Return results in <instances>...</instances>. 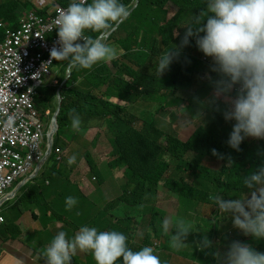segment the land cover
<instances>
[{"label":"trees","instance_id":"trees-1","mask_svg":"<svg viewBox=\"0 0 264 264\" xmlns=\"http://www.w3.org/2000/svg\"><path fill=\"white\" fill-rule=\"evenodd\" d=\"M53 1L61 5L72 2ZM132 1L120 0L129 9L132 8L129 6ZM88 2L91 3V0ZM169 3L174 4L178 11L174 18L168 19L166 8ZM33 5L23 0H0V43L4 41L8 28L14 29L21 25V18L36 7ZM205 5L206 0H138V11L132 10L129 18L137 21L138 33L139 36L142 34V38L138 42L129 37L124 46L127 52L124 54V63L117 65L115 59L110 64L101 62L91 70L71 69L69 79L60 88L62 101L56 119L58 129L53 137L52 152L42 172L33 180L38 182L41 177L44 182L47 176H60L58 172L61 166L54 168L53 164L48 165L58 162L55 150L62 153L66 148H70V155L81 156L78 150L80 147L76 149L73 144H78L77 139L85 134L89 124L102 123L106 132L110 133V138L98 135L97 140H104L109 146L111 142L113 145L114 159L109 162V167L120 168L127 179L123 184L124 192L118 198V202L122 203L119 215L123 213L125 206H139L137 224L147 223L144 226L146 234L142 244L137 246L127 240L128 247L138 251L144 246H149L154 236L157 239L165 238L163 247L170 248L171 234H164L162 228L157 226L162 224L163 211L151 205L156 193L155 188L162 181L179 200L177 211L172 217L179 216L182 206L188 210L187 221L193 225V232L188 235L186 242L191 248L181 250L179 254L200 264H217L213 253L222 250L220 235L222 239L227 237L228 226H223L218 217L210 219L207 205L211 208L216 206L209 200V194H219L224 199H243L250 195L251 190L244 187L243 178L264 166V149L257 153L258 149L264 148V142L258 144L252 142L255 138L246 137L239 146L240 151L227 145L226 141L235 121H225L223 112L227 105L222 100L213 102L212 81L219 79L218 74L211 71L213 62L209 57L203 60L202 52L196 47L194 38L190 37L189 45L180 48L184 33L179 39L174 37L175 30L186 26ZM88 35L95 37L97 34L88 32ZM47 39L50 40L51 36ZM131 42L139 44V69L133 67V58L128 57L133 53ZM174 47L179 49V55L159 77L156 69L162 55L161 49L168 51ZM149 54L156 55L158 59L141 62L148 60ZM62 62H67L64 65H68V61ZM125 75H129L132 81H126ZM62 81L63 77L59 76L58 85ZM55 89L56 87L53 90ZM49 92L48 83L39 89L36 108L39 114L52 116L55 107L51 100L54 96ZM231 94L235 96V91ZM132 102H139V105L146 103V107L151 109L152 119L149 122L143 121L139 128L136 125L142 123V120L134 115H126V105ZM71 109L76 110L82 121L81 131L78 133L73 132L71 127ZM169 111H175L177 117L178 113L183 112L200 120V124L187 141H182L173 134H165L164 130L158 127L162 121L161 117ZM213 149L221 154L222 158L213 155ZM256 154L259 156L258 162L253 160ZM214 158L221 161V168L215 169L206 165L207 160ZM170 169L173 171L167 174ZM94 170L93 168L92 171ZM96 174L98 186H101V171ZM30 182L22 188L27 187L28 191L24 199L36 188H31L28 185ZM195 202L202 205L201 211L191 209ZM147 215H150L148 220ZM99 216L107 221L105 215ZM96 218L100 221L99 217ZM118 222L122 225L115 230L110 227L111 231L126 233L129 229L131 232L134 230L131 220L126 222L123 218L115 219V223ZM97 228L99 231L103 230ZM230 231L233 235L238 232L232 225ZM204 236L211 241L212 247L201 251L197 245ZM129 238L132 240L130 236ZM252 238L245 236L239 240L250 245ZM232 240L233 237L225 239L226 242ZM261 240L259 245L251 246L264 253V239ZM116 264H122V258ZM165 264L179 263L171 255H167Z\"/></svg>","mask_w":264,"mask_h":264},{"label":"clouds","instance_id":"clouds-1","mask_svg":"<svg viewBox=\"0 0 264 264\" xmlns=\"http://www.w3.org/2000/svg\"><path fill=\"white\" fill-rule=\"evenodd\" d=\"M62 6L67 9L62 10L55 20L58 37L55 44L59 47L54 45L51 48L49 62L68 61L69 69L80 71L91 70L101 62L119 59L117 47L107 42L111 33L130 15L125 4L120 0H91V3L88 0H72L70 4ZM184 29L179 47L188 46L189 38H194L198 50L211 58V71L219 76V79L212 81L213 102L222 100L227 105L223 112L225 121H235L227 145L240 151L239 146L246 137L264 139V0H206L205 7L193 16ZM88 32L97 35L94 37ZM178 55L179 49L174 47L160 56L156 69L159 77ZM233 91L235 96L230 95ZM70 114L72 130L78 133L81 131V118L75 109H71ZM86 143L78 140V150L90 164L93 153L100 148L93 142ZM56 154L61 157L60 161L56 157L57 161L62 163L65 152ZM212 154L222 158L215 149ZM75 161L76 156L73 155L68 159V164L72 165ZM93 168L90 165V169H87L88 175ZM90 180L94 185L97 177L91 176ZM243 185L251 190L246 199H224L219 194H209L208 198L219 213L231 216L233 227L245 236L264 239V166L244 177ZM77 202L75 197H66V210H71ZM157 226L162 228L164 234H171L169 247L173 251L179 252L187 247L185 241L193 232L191 222L166 217ZM128 235L133 238L131 231L123 234L82 226L69 239L64 231H59L40 255L44 264H71L77 252H91L96 264H116L121 258L122 264H161L159 244L151 242L149 246L133 251L128 247L127 240L133 243ZM197 247L203 251L211 248L212 243L204 236ZM213 255L217 264H264V253L238 240L232 241L227 251H217Z\"/></svg>","mask_w":264,"mask_h":264},{"label":"rangeland","instance_id":"rangeland-1","mask_svg":"<svg viewBox=\"0 0 264 264\" xmlns=\"http://www.w3.org/2000/svg\"><path fill=\"white\" fill-rule=\"evenodd\" d=\"M129 6L132 7L131 9H129L130 12L132 10L136 9V7L138 6V0H133L129 4ZM135 11H138V8ZM166 11L169 13V15H168V19H169L172 17L174 18L177 15L178 9L174 4L169 3L168 7L166 8ZM136 22L137 21L131 20L128 17L125 21H123L122 23H120L117 26L116 29H119V30L115 33V35H114V32H115L114 31L113 33H111V35L109 37V41L107 43L115 45L118 49V52H119V56H118L119 59L116 61L117 65H122L124 63V60L126 59V57L123 56L124 54L127 53L124 46H125L126 42L128 41L129 37H132L135 40L138 39V42H139V39L142 38V34L139 36L138 25L136 24ZM163 24H165V22H163ZM184 27L185 26H182V27L175 30V34H174L175 39H179L183 35V33L185 31ZM177 33H178V35H177ZM201 34H203V33H201ZM113 35H114V37H113ZM165 52H166V50L164 48H162L161 54H163ZM201 54H202L203 60L208 59V57H205L203 55V53H201ZM138 56H139V44L137 45V49L133 50V53L128 55V57L133 58L132 62H133V64H135V65H133V67H135V69H139V66H137V65H139V59H137ZM147 57H148V60H141V62H152V61L158 59V57L156 55H152V54L147 55ZM210 61H212V60H210ZM64 63H67V62H62V61L57 62L55 64V67H53V69H52V72H55V69L60 68L59 76L63 77V81L59 85H58L57 81H53L50 83V84L54 85L51 87H56V93L54 96L55 101L57 98L58 89H60L66 83V81L69 79V72L71 69H69L68 65H64ZM110 63L111 62L106 63V64H110ZM62 65H64L63 68H62ZM61 69H62V71H61ZM51 76L52 77H58V76H55L54 74H52ZM124 79L126 81H132V78L129 75H125ZM47 81L50 82L51 77H48ZM236 87L238 88L239 85H237ZM102 88H104V87H102ZM230 95L232 96V94H230ZM150 112H151V109L146 107V103H143V105H139V102L137 104L132 102V103H128L126 105V113H127L126 115H134L139 120H142V123H140L139 125H136L137 128H139L143 124V121L147 120V122H149L152 119V115L150 114ZM40 117L43 118L42 121L45 124L46 133H48V128L50 126L52 116L40 114ZM161 120L162 121L158 125V127L160 129L164 130L165 134L176 135L182 141H187L193 135L197 126L200 124V120H198L197 118H194L191 114H188V113L185 114V113L181 112V113H178V117H177L175 111L174 112L169 111V113L167 115H165L164 117H161ZM109 134L110 133L106 132V127L102 126V123L96 124V122H95L92 125L89 124L88 130L85 132V134L81 138L77 139V141L82 140V141H85V142L90 143V144H92V142H93V143L97 144V146L100 148V150L98 152L93 153L92 157L90 158V164L85 161V165L87 166L89 164L92 167H94V169H95L94 171L90 172L89 177L97 176L96 173L98 171H101L100 183L102 184L101 186H98V183H97L98 180H95L93 187L90 188V189L94 188V191H95L94 199H95V201H97V207H96L95 215L90 217V218H86V219L82 220L80 222V224L81 225L97 226V227L102 228V229H109L110 227H112L114 229H111V230H115L116 228L120 227V225H122L119 222L115 223V219L123 218L126 222H128V220H131L133 222L132 226L134 228V230H132V231L135 232L134 236L132 238V241L135 245H140V244H142V242L145 238L146 230L144 229V226L147 223L137 224V223H139V206H134V207L125 206L123 208V213L121 215H119L121 206H118L116 203H113V201L118 202V198L120 196H122V194L124 192L123 184L126 183L127 179L124 176L123 170H121L120 168L110 169V167H109V162H111L114 159L113 145L111 144V142H110V146H109V144H105L104 140H97L98 135H105V137L107 139H109L110 138ZM252 142H256L259 144V143L264 142V141H262L260 139H254V140H252ZM73 145L76 146V149L79 146V144H73ZM41 146H42L43 153H46V141H44ZM94 146H91V147H94ZM263 149L264 148L258 149L257 153L261 152ZM67 150L69 151L70 148H67ZM71 152H73V151H71ZM64 157H65V155H64ZM258 159H259V156H258V154H256V156L253 158V160H254V162H258ZM66 163H67L66 160L63 159L62 163L52 162V163H49L48 165L53 164L54 168H57V165L59 164V166H62L64 168ZM206 165H208L210 168L213 167L216 169V168H221V166L223 164L221 163V161L214 158L211 160H207ZM172 171H173V169H170L167 172V174L171 173ZM41 172H42V168L40 169L39 173H41ZM83 177L84 176H81V180ZM39 181H42L41 177L39 178ZM20 183L21 182L16 184L12 190H11V188H9L6 191V194L10 190L11 191L9 193L13 192L15 190V188ZM59 186H60V178L55 177V176H47L46 181H44L43 183H39L36 188H33L31 190L30 196L33 197V199H35L36 204L39 203L40 205L48 202L47 198H54L55 197V201H56V199L58 198V187ZM76 187H77V185L71 186L68 184L67 190H68V192H73V191H75V189H77ZM19 191L20 190H18V192ZM248 196L249 195L243 197V199H246ZM10 200H12V199H10ZM23 202L26 203L27 198H25V200ZM178 204H179V200H178L177 196L172 194L167 187H164L163 183L161 184V187L157 190V193L153 197V200L151 202V205H154L163 211V214H161L162 219L166 218V217H172L177 211ZM201 207H202L201 204L195 202L191 209L193 211H201L202 210ZM4 210H5V207H3V208L1 207L0 212L4 213ZM207 210H208V213L210 215V219H213V217H218L220 220V223H222L223 226H228L226 238L233 237L232 241H234V240L240 241L239 238L245 237V235L239 229H236L235 227H233L232 219H231L230 215H227L224 213H219L218 209H216V207L211 208L208 205H207ZM93 212H95V208L90 213H93ZM87 214H89V213H87ZM101 214L106 216L107 221L102 222L96 218V215H101ZM149 217H150V215L146 216L147 220L149 219ZM176 218H182L185 221L189 220L188 210L182 208L180 210L179 216ZM231 225H232L234 230L238 231L235 235H233L232 232L230 231ZM65 230L69 234V239H71L74 236L73 230L71 229V227L68 229L66 228ZM54 234H55L54 231L51 232L48 236L44 237V241L47 238L49 240ZM225 239H222L221 235H220V241L222 244L221 245L222 250L220 251L221 253L227 251L228 246L232 242V241L226 242ZM251 241H250L251 242L250 245H259L262 242L261 239H255V238H252ZM151 242L153 244H155V243L159 244V248L161 250V253L165 257L167 255H171L173 258H175V260L179 264H200L198 262H195L191 258H187V257L179 254L178 252H176V253L169 252L167 249H165L163 247V244L165 242V238L157 239L153 236L151 239ZM42 244H43V242H42ZM39 247L41 250L45 249V246L39 245ZM71 264H95V261H94L91 254H88L87 256L84 254L77 256V254H76L75 256L72 257Z\"/></svg>","mask_w":264,"mask_h":264},{"label":"built area","instance_id":"built-area-1","mask_svg":"<svg viewBox=\"0 0 264 264\" xmlns=\"http://www.w3.org/2000/svg\"><path fill=\"white\" fill-rule=\"evenodd\" d=\"M23 1L36 7L21 18L19 27L8 28L0 43V199L44 159L46 130L36 100L52 78L57 61L49 62L50 50L59 47L55 20L67 9L53 0Z\"/></svg>","mask_w":264,"mask_h":264},{"label":"crops","instance_id":"crops-1","mask_svg":"<svg viewBox=\"0 0 264 264\" xmlns=\"http://www.w3.org/2000/svg\"><path fill=\"white\" fill-rule=\"evenodd\" d=\"M118 30L119 29L114 32V35ZM136 41H138V39H136ZM131 44L132 45L130 46L134 47L133 50L137 49V43L134 44L131 42ZM52 74L58 77H52L51 80L58 82L60 71L55 69V72H52ZM47 83L50 89L49 93H52L53 96H55L56 89L53 90L55 87H51L54 85L50 84L51 81H47ZM51 101L56 108L55 98L53 97ZM83 150L86 151L85 148H83ZM64 155V160H66L67 163L64 168L61 166L58 172L60 173V176H58V178H60V186L58 187V198L56 201L55 197L47 198L48 202L42 205L39 203L36 204L35 199H33V197L30 196L31 193H29L27 202L24 203V196H26L28 193L27 187L22 189L26 185L25 184L21 188L22 190L20 189L21 191L17 192L18 194L16 193L12 200H7L2 204L1 207H5V210L4 213H0L5 218V222L0 226V264H44V259L40 255L42 250L40 249L39 245L45 246L46 248L51 242L52 238L59 231H64L67 234L65 229L71 227L75 235L82 226L95 227L99 231L96 226L80 224L82 220L90 218L96 213L97 201L94 199L95 191L94 188L90 189L93 187V184L90 180L91 177H89L87 170L90 169V165L88 164L86 166L83 156L77 155H75V163L69 165L68 159L72 155L69 154L67 148ZM81 176H84L82 180ZM25 179L26 178L17 181L13 188L16 184L24 181ZM30 181L31 182L28 185H30L31 188L37 187L39 183H43V181L37 182L33 179ZM68 184L71 186L77 185V189H75L73 192H68ZM160 187L161 185L158 187V189ZM69 196L75 197L78 202L71 210H66L65 201L66 197ZM113 203H116L122 208V203L114 201ZM94 208L95 212L90 213L94 210ZM96 217H99L100 221L102 222L106 221L99 215H96ZM53 231L55 234L49 240L47 238L44 241V237L48 236ZM102 231L111 230L109 228L103 229ZM129 231L130 229L127 232ZM131 233L134 236L135 232L132 231ZM185 242H187V240ZM188 248H191V246L187 245V247L183 248L182 250H187ZM165 249L172 253L177 252L173 251L171 248ZM90 253L91 252H88L84 255L87 256ZM81 254L83 253L77 252V256H80ZM160 260L161 264H165L166 257L162 253L160 255Z\"/></svg>","mask_w":264,"mask_h":264},{"label":"water","instance_id":"water-1","mask_svg":"<svg viewBox=\"0 0 264 264\" xmlns=\"http://www.w3.org/2000/svg\"><path fill=\"white\" fill-rule=\"evenodd\" d=\"M61 97H60V89H58L57 98H56V108L54 110V113L51 118L50 126L48 128V133L46 134L47 139V148H46V154L44 156V159L39 162L34 170V172L26 178L24 181H22L13 192L7 194L4 198L1 199L0 204H3L5 201L10 200L15 197L18 190H20L28 181L36 177L40 171L41 168H43L44 164L47 161V158L50 156L51 150H52V144H53V137L57 132L58 125L56 122L57 115L59 113V109L61 107Z\"/></svg>","mask_w":264,"mask_h":264}]
</instances>
